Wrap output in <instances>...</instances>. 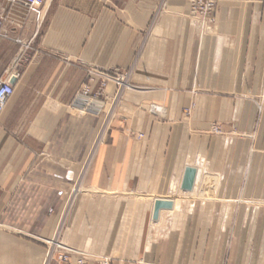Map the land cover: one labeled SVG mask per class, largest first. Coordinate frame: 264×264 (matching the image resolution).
<instances>
[{
	"label": "crops",
	"instance_id": "obj_1",
	"mask_svg": "<svg viewBox=\"0 0 264 264\" xmlns=\"http://www.w3.org/2000/svg\"><path fill=\"white\" fill-rule=\"evenodd\" d=\"M215 1H0V264H264V0Z\"/></svg>",
	"mask_w": 264,
	"mask_h": 264
},
{
	"label": "built area",
	"instance_id": "obj_2",
	"mask_svg": "<svg viewBox=\"0 0 264 264\" xmlns=\"http://www.w3.org/2000/svg\"><path fill=\"white\" fill-rule=\"evenodd\" d=\"M8 3L9 5H20L27 13L40 14L43 10L46 0H0ZM217 3L215 0H190L191 16L195 19L201 32H210L215 25V10ZM2 26H0L1 28ZM101 75V88H104L108 82H114L121 86L126 81V74L122 72L103 73L97 72ZM90 87L86 86L81 91L78 97L85 98V103H93V100L98 99L101 94L90 95ZM14 94L13 84L9 78L0 76V117L9 101ZM213 131L221 134V129L216 125L213 126ZM60 250L58 256L55 257L54 251ZM47 256V264H111V257L102 256L97 260L91 259L87 254L63 247L59 243H54Z\"/></svg>",
	"mask_w": 264,
	"mask_h": 264
},
{
	"label": "water",
	"instance_id": "obj_3",
	"mask_svg": "<svg viewBox=\"0 0 264 264\" xmlns=\"http://www.w3.org/2000/svg\"><path fill=\"white\" fill-rule=\"evenodd\" d=\"M15 79L11 78L10 82L14 83ZM197 178V168L188 166L185 170L184 178L181 184V188L184 191H191L194 189ZM174 206V201L169 198H158L154 203L153 219L158 220L161 210H170Z\"/></svg>",
	"mask_w": 264,
	"mask_h": 264
},
{
	"label": "rangeland",
	"instance_id": "obj_4",
	"mask_svg": "<svg viewBox=\"0 0 264 264\" xmlns=\"http://www.w3.org/2000/svg\"><path fill=\"white\" fill-rule=\"evenodd\" d=\"M218 126L220 129H221V131L223 132V130H222V127L220 126V125H218V124H215V126ZM56 240V239H55ZM48 243V250H47V252H46V258H45V264H47V256L49 255V253L51 252L50 251V249H51V247L53 246V244L54 243H52L51 241L50 242H47ZM54 253H55V257H57L58 256V253H57V250L56 251H54ZM89 256V255H88ZM90 257V256H89ZM91 258V257H90ZM99 258V257H98ZM98 258H95L96 260L98 259ZM91 259H93V258H91ZM95 259H93V260H95Z\"/></svg>",
	"mask_w": 264,
	"mask_h": 264
}]
</instances>
